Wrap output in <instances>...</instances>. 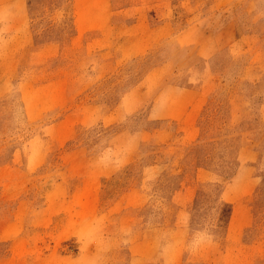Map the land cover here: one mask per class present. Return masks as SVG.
<instances>
[{"label": "rangeland", "instance_id": "obj_1", "mask_svg": "<svg viewBox=\"0 0 264 264\" xmlns=\"http://www.w3.org/2000/svg\"><path fill=\"white\" fill-rule=\"evenodd\" d=\"M0 264H264V0H0Z\"/></svg>", "mask_w": 264, "mask_h": 264}]
</instances>
